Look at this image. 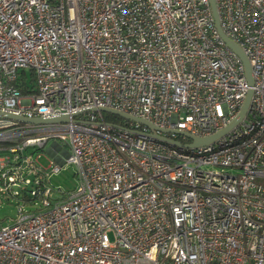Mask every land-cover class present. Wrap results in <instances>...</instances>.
I'll return each instance as SVG.
<instances>
[{"label": "built area", "instance_id": "obj_1", "mask_svg": "<svg viewBox=\"0 0 264 264\" xmlns=\"http://www.w3.org/2000/svg\"><path fill=\"white\" fill-rule=\"evenodd\" d=\"M216 2L252 87L210 0H0V111L71 116L0 119V195L24 203L0 227V264H264V0ZM249 88L238 125L188 145L179 131L224 129ZM104 107L181 145L91 110ZM67 164L78 187L55 196Z\"/></svg>", "mask_w": 264, "mask_h": 264}, {"label": "water", "instance_id": "obj_2", "mask_svg": "<svg viewBox=\"0 0 264 264\" xmlns=\"http://www.w3.org/2000/svg\"><path fill=\"white\" fill-rule=\"evenodd\" d=\"M210 5H211L212 13H213V16L215 19V25H216V28L218 30L220 37L224 40L226 45L235 54H237L239 56V58L243 62V65L245 68V76L247 78V81H248L250 87H252L254 85L255 80H254V76H253V72H252V66H251V63H250L248 56L246 55L243 48L237 42H235L233 39H231L229 36H227L226 33L224 32V30L221 26L216 0H210ZM252 96H253V89L249 88V90L247 92V96H246L245 101H244V104L242 106L241 112L238 115V117L235 120H233L227 127L220 130L219 132H216L212 135L204 136V137L195 136V135L189 134V133L184 132V131H179V132L182 134H185L188 138H190L192 140V142L190 144H188L189 146L199 147V146L210 145L214 141H216L217 139L221 138L223 135L228 133L232 128H234L236 125H238V123H240V121L245 117V115L248 112ZM91 110L101 111V112H105V113H111V114L120 116L124 119L139 122V123L144 124L147 127H149L151 130V134L153 136H155L156 138L171 142V143L178 145V146L181 145V143L179 141H174V140L168 138L167 136L158 134V131L161 129L146 119L139 118L136 116H132V115H129L127 113H124V112H121V111H118V110H115L112 108H106V107H104V108H92ZM80 113H81V111L76 112V113H74V116H76ZM0 119L17 120L20 122L32 123V124H55V123L69 122L71 119V116L70 115H61V116H55V117H51V118H43V117L29 118V117H24L21 115L9 113V112H1L0 111ZM162 131L164 133H167V132H170L172 130L171 129H164Z\"/></svg>", "mask_w": 264, "mask_h": 264}, {"label": "rangeland", "instance_id": "obj_3", "mask_svg": "<svg viewBox=\"0 0 264 264\" xmlns=\"http://www.w3.org/2000/svg\"><path fill=\"white\" fill-rule=\"evenodd\" d=\"M28 75L29 71H28ZM124 119V118H123ZM53 140H49L47 145L36 152L37 155H41V162L44 165L49 164V153L48 149L52 144ZM257 183L264 186V177H257ZM78 169L76 165L67 164L62 167L59 172H52L50 175V186L54 188V195L59 196L63 192H71L78 187ZM24 205L22 201H18L17 198L7 201L3 195H0V227L10 226L13 224L14 219L18 215V207ZM26 208H30L29 205L25 204Z\"/></svg>", "mask_w": 264, "mask_h": 264}, {"label": "trees", "instance_id": "obj_4", "mask_svg": "<svg viewBox=\"0 0 264 264\" xmlns=\"http://www.w3.org/2000/svg\"><path fill=\"white\" fill-rule=\"evenodd\" d=\"M20 87H21L22 92L24 94L29 93V92L32 91L31 87L26 86L24 83L23 84H20ZM104 117L108 121L113 122V123H121V122H124V119L122 117L117 116V115H114V114H111V113H105L104 114Z\"/></svg>", "mask_w": 264, "mask_h": 264}]
</instances>
